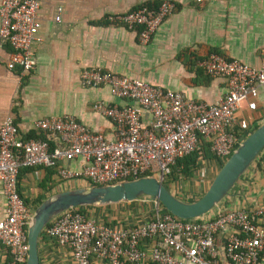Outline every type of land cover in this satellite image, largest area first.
Returning a JSON list of instances; mask_svg holds the SVG:
<instances>
[{"label":"built area","instance_id":"built-area-1","mask_svg":"<svg viewBox=\"0 0 264 264\" xmlns=\"http://www.w3.org/2000/svg\"><path fill=\"white\" fill-rule=\"evenodd\" d=\"M38 6L39 0H0V47L8 49L5 68L17 70L20 77L34 66L31 47L40 40ZM172 9L173 4L163 0L155 9L138 6L106 20L135 29L137 42L145 45ZM58 20L56 14L54 21ZM196 66L204 75L224 80L218 101H197L137 78L82 68L81 87L105 86L112 97L124 102L92 106L112 124L110 138L88 130L69 115L34 120L31 129L40 135L34 138L20 137L11 117L1 121L0 189L5 207L0 219V264H24L27 252L25 229L31 210L17 191L19 168L52 167L61 181L82 180L84 186L142 177H154L162 184L176 159L207 144L213 158L207 161L199 156L195 170L197 180L204 182L207 163H222L255 126L254 119L242 115L241 106L248 111L256 108L258 89L264 86V65L252 67L209 53ZM76 158L84 161L79 170L68 171L60 165ZM132 202L148 204L150 216L138 223H111L77 207L53 217L41 229V237L66 248L72 264L95 260L105 264H258L264 252V205L250 211L217 206L201 217L182 220L156 201L142 197Z\"/></svg>","mask_w":264,"mask_h":264},{"label":"crops","instance_id":"crops-1","mask_svg":"<svg viewBox=\"0 0 264 264\" xmlns=\"http://www.w3.org/2000/svg\"><path fill=\"white\" fill-rule=\"evenodd\" d=\"M162 1L39 0L36 19L40 40L31 47L34 66L30 72L20 77L17 70L8 71L5 68L8 49L0 47V123L11 117L20 137H39L31 129L34 120L69 115L88 130L110 138L112 124L92 106L97 102L106 105L124 102L112 97L105 86L81 87L78 73L82 68L137 78L180 92L186 98L214 103L224 93V80L204 75L196 66L198 60L215 53L252 67L264 65V0H169L172 11L145 45L137 42L135 29L106 20L107 16L138 6L155 9ZM255 103L254 110L243 109L242 115L254 119L258 125L264 120V86L258 89ZM83 164L80 158L60 162L68 171L79 170ZM197 176L195 172L193 177ZM16 180L18 194L30 210L52 194L84 186L82 180L61 181L52 167L19 168ZM167 187L169 190L168 184ZM187 197L179 198L189 201L185 200ZM133 204L141 206L138 202ZM263 205L264 149L218 206L223 210L250 211ZM129 206L130 202H118L85 210L116 222L120 220L115 214ZM4 207L0 189V219ZM130 216L135 217L129 223L142 221L136 214ZM124 220L121 222L125 223ZM2 250L0 246V260ZM36 250L38 264H72L69 251L55 245L53 240L38 238ZM91 264L105 263L95 260ZM258 264H264V252Z\"/></svg>","mask_w":264,"mask_h":264},{"label":"water","instance_id":"water-1","mask_svg":"<svg viewBox=\"0 0 264 264\" xmlns=\"http://www.w3.org/2000/svg\"><path fill=\"white\" fill-rule=\"evenodd\" d=\"M264 148V120L245 135L221 163L204 192L193 201L174 196L154 177H142L101 186H82L63 190L42 200L31 210L25 229L27 245L24 264H38L36 244L41 229L59 213L77 207L105 206L139 198L156 201L173 217L188 220L216 208L250 163ZM223 238H220V246Z\"/></svg>","mask_w":264,"mask_h":264},{"label":"rangeland","instance_id":"rangeland-1","mask_svg":"<svg viewBox=\"0 0 264 264\" xmlns=\"http://www.w3.org/2000/svg\"><path fill=\"white\" fill-rule=\"evenodd\" d=\"M242 107V110L244 109L243 105L241 106ZM200 166V165H199ZM206 170L208 173H206V181H204L203 183L199 182L197 180V178L195 177H185L184 175H180L178 177H174V178H167L165 177V179L163 180L162 182V185L164 184V186L166 188L167 187V184L170 186L169 187V190H171L170 192H172V194L174 196H178V197H181L183 198L184 196H188L185 200H188L189 201H193V200H196L203 192L204 190L206 189L209 181L211 180L212 176L214 175V173L216 172V166L214 167V165H209L207 163L206 165ZM167 176V175H166ZM197 182L199 184H195L193 182ZM132 202V201H131ZM130 202V206L129 207H126L125 210L128 212V215L126 214L127 212H124V211H119L117 212V214H115V217L116 219L120 220L121 219H125L124 221L125 222H130L131 219L135 216H130V215H133V214H136L137 215V219L138 220H144L145 218H148L150 216V208L148 206V204L144 203V204H141L140 207L136 206L135 202ZM135 205V207H131ZM130 208L132 210H130ZM104 216V215H103ZM98 218H103L102 215H100V217ZM111 223H114L112 220L110 221Z\"/></svg>","mask_w":264,"mask_h":264},{"label":"trees","instance_id":"trees-1","mask_svg":"<svg viewBox=\"0 0 264 264\" xmlns=\"http://www.w3.org/2000/svg\"><path fill=\"white\" fill-rule=\"evenodd\" d=\"M254 127H256V126H254ZM26 138H34V137L28 136ZM198 153H200V154H198ZM199 156L204 158L207 161H210L213 158L207 150V144H202V146L200 147V150L197 152H193V153L188 154L182 158L176 159L174 164L170 167L169 173L167 174L166 177L167 178L168 177L174 178L175 176L178 177L180 175H184L185 177H192L193 175H195V172H196L195 170H197L199 168V165H200L198 162ZM213 162L214 163L212 165H214V167L216 166V169L218 170L219 166L221 165V162H219L217 160L213 161ZM209 164H211V163H209ZM80 208L85 210L89 207H80ZM38 238H41V234L38 235Z\"/></svg>","mask_w":264,"mask_h":264},{"label":"clouds","instance_id":"clouds-1","mask_svg":"<svg viewBox=\"0 0 264 264\" xmlns=\"http://www.w3.org/2000/svg\"><path fill=\"white\" fill-rule=\"evenodd\" d=\"M256 125H257V124H256ZM256 125H255V126H256Z\"/></svg>","mask_w":264,"mask_h":264}]
</instances>
